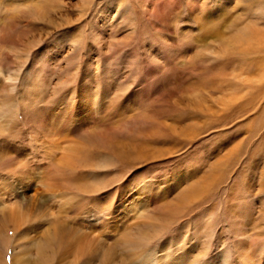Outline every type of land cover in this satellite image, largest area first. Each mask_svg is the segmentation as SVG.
<instances>
[{
	"label": "rangeland",
	"instance_id": "374dc122",
	"mask_svg": "<svg viewBox=\"0 0 264 264\" xmlns=\"http://www.w3.org/2000/svg\"><path fill=\"white\" fill-rule=\"evenodd\" d=\"M0 264H264V0H0Z\"/></svg>",
	"mask_w": 264,
	"mask_h": 264
}]
</instances>
